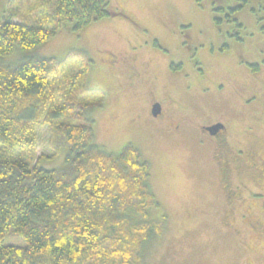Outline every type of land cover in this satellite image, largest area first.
<instances>
[{"label": "rangeland", "instance_id": "1", "mask_svg": "<svg viewBox=\"0 0 264 264\" xmlns=\"http://www.w3.org/2000/svg\"><path fill=\"white\" fill-rule=\"evenodd\" d=\"M107 1L115 15L81 30L68 23L42 45L0 60L60 59L76 48L91 54L90 100L102 98L88 114L96 143L107 152L128 144L139 150L160 204L147 220H164L161 233L141 247L142 264H264V234L255 229L257 222L264 227L263 200L230 198L210 140L198 128L226 120L235 141L264 157V0ZM55 4L0 0V15L13 12L16 22L53 27ZM154 102L165 114L154 116ZM179 120L186 124L171 131ZM49 138V128L39 127L31 161L43 155L42 166L61 167L67 150L52 156ZM249 172H233V180L251 182ZM5 243L26 244L13 229Z\"/></svg>", "mask_w": 264, "mask_h": 264}, {"label": "trees", "instance_id": "2", "mask_svg": "<svg viewBox=\"0 0 264 264\" xmlns=\"http://www.w3.org/2000/svg\"><path fill=\"white\" fill-rule=\"evenodd\" d=\"M115 14L107 0H56L54 26L43 27L6 12L0 58L42 45L68 23L81 30ZM93 64L84 48L0 60V264H142L141 247L162 231L163 218L147 220L160 206L149 163L132 144L114 153L96 143L88 114L102 98L90 100ZM41 126L52 156L67 150L61 167L42 166L43 155L31 161ZM11 229L24 246L5 243Z\"/></svg>", "mask_w": 264, "mask_h": 264}, {"label": "flooded vegetation", "instance_id": "3", "mask_svg": "<svg viewBox=\"0 0 264 264\" xmlns=\"http://www.w3.org/2000/svg\"><path fill=\"white\" fill-rule=\"evenodd\" d=\"M112 55L113 53L110 52ZM156 102L153 103V105ZM164 113V108L162 107V113ZM160 114V115H161ZM159 116V115H158ZM186 124L185 121L179 120L177 123L172 124L171 131H174L175 127L180 128L181 125ZM220 125L221 127L216 129L214 133L207 130V127ZM198 128L203 132L205 139L210 140V144L213 149L214 158L219 163V182L221 186L226 190V193L230 198L241 199V201L246 200L247 198H260L263 200L264 204V157L255 158L253 157L252 152L249 149L254 147L251 145L249 148H246L241 142L242 140L234 139L232 135V125L226 120H214L206 124H198ZM264 130V125H262ZM181 130V129H180ZM251 131V127H247V131ZM204 141L202 139L198 140V143ZM207 144H199L202 148H207ZM246 168H249L251 172L249 174L253 177L250 182V179H239L237 182L233 180L232 173L236 172L244 175ZM256 172V175L253 173ZM257 185L254 187V185ZM258 199V200H260ZM232 201V200H230ZM264 207V205H263ZM243 217H247V214H242ZM260 234H264V227L262 223L257 222V228H255ZM254 230V229H253ZM255 231V230H254Z\"/></svg>", "mask_w": 264, "mask_h": 264}, {"label": "water", "instance_id": "4", "mask_svg": "<svg viewBox=\"0 0 264 264\" xmlns=\"http://www.w3.org/2000/svg\"><path fill=\"white\" fill-rule=\"evenodd\" d=\"M162 113V105L160 103H155L153 105V114L154 116H158ZM221 126L216 124L214 126H210V127H207L206 129L211 131L212 133H214V131L218 128H220Z\"/></svg>", "mask_w": 264, "mask_h": 264}]
</instances>
